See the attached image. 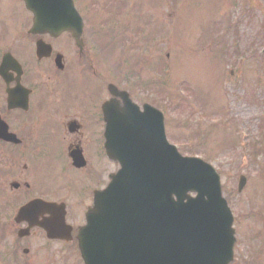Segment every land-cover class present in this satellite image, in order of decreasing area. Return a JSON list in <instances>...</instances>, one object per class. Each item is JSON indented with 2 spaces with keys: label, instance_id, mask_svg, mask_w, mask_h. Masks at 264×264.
Instances as JSON below:
<instances>
[{
  "label": "rangeland",
  "instance_id": "rangeland-1",
  "mask_svg": "<svg viewBox=\"0 0 264 264\" xmlns=\"http://www.w3.org/2000/svg\"><path fill=\"white\" fill-rule=\"evenodd\" d=\"M109 1L103 12L93 4L95 13L112 19ZM152 1L137 0L136 11L117 18L119 27L94 40L95 64L106 77L116 72L135 103L163 113L167 140L182 155L216 169L234 216L235 257L264 264V0H165L161 8ZM27 18L20 0H0L2 30ZM240 174L247 181L237 193ZM46 177L64 181L60 173ZM87 203L78 205L79 219ZM71 254L58 252L51 264H79Z\"/></svg>",
  "mask_w": 264,
  "mask_h": 264
},
{
  "label": "flooded vegetation",
  "instance_id": "flooded-vegetation-1",
  "mask_svg": "<svg viewBox=\"0 0 264 264\" xmlns=\"http://www.w3.org/2000/svg\"><path fill=\"white\" fill-rule=\"evenodd\" d=\"M127 1L136 11L137 0ZM27 17L7 23V30L0 21V264H51L66 250L79 261L78 205L88 201L86 211L109 176L104 154L109 82L95 64L89 32L78 47L70 33H31ZM84 17L86 22L92 18ZM40 42L51 52L38 58ZM113 106H120L118 98ZM74 154L80 168L72 166ZM54 173L64 181L48 180ZM37 199L52 206L36 203L19 214ZM42 222L51 227L50 236Z\"/></svg>",
  "mask_w": 264,
  "mask_h": 264
},
{
  "label": "water",
  "instance_id": "water-1",
  "mask_svg": "<svg viewBox=\"0 0 264 264\" xmlns=\"http://www.w3.org/2000/svg\"><path fill=\"white\" fill-rule=\"evenodd\" d=\"M24 3L35 31H69L79 38L82 24L72 0ZM113 94L123 106L111 117L118 145L107 154L121 168L95 197L79 232L84 264H228L232 215L216 171L167 142L155 108L144 104L140 111L126 93ZM244 184L240 176L239 191Z\"/></svg>",
  "mask_w": 264,
  "mask_h": 264
}]
</instances>
